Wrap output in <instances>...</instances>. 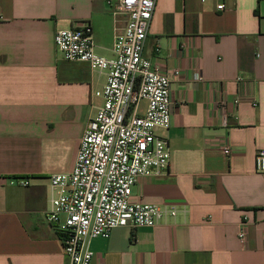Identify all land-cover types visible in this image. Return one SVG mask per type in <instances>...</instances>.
<instances>
[{
    "label": "crops",
    "instance_id": "crops-1",
    "mask_svg": "<svg viewBox=\"0 0 264 264\" xmlns=\"http://www.w3.org/2000/svg\"><path fill=\"white\" fill-rule=\"evenodd\" d=\"M125 21L108 0H0V264L69 263L44 216L49 176L71 172L106 72L65 60L53 35L87 23L111 58ZM143 54L170 78V124L155 129L170 161L132 195L177 214L91 239L92 264H264V0H156Z\"/></svg>",
    "mask_w": 264,
    "mask_h": 264
},
{
    "label": "built area",
    "instance_id": "built-area-1",
    "mask_svg": "<svg viewBox=\"0 0 264 264\" xmlns=\"http://www.w3.org/2000/svg\"><path fill=\"white\" fill-rule=\"evenodd\" d=\"M108 4L113 13L126 15L124 28L114 36L113 57L96 53L87 23L57 29L53 35L65 60L83 61L106 72L104 85L95 91L102 104L86 123L71 172L49 176V208L44 216L57 232L68 264H92L90 240L108 238L113 228L153 227L177 214L174 207L142 203L132 195L139 176L160 175L170 161L167 137L155 132L170 124V78L143 54L156 0H108ZM224 8L223 3L217 5ZM194 79H202L198 71ZM142 100L146 107L139 114ZM222 150L225 155L231 152L227 144ZM254 162L255 170L264 173V149L255 152ZM19 184L29 181L22 178ZM244 225L237 232L240 240L246 238Z\"/></svg>",
    "mask_w": 264,
    "mask_h": 264
}]
</instances>
